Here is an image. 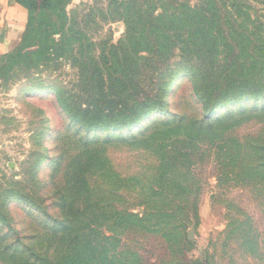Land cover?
<instances>
[{
    "label": "trees",
    "instance_id": "16d2710c",
    "mask_svg": "<svg viewBox=\"0 0 264 264\" xmlns=\"http://www.w3.org/2000/svg\"><path fill=\"white\" fill-rule=\"evenodd\" d=\"M18 1L28 9V24L21 42L0 55V74L44 82L34 76L43 72L46 65L73 58V62H79L80 91L58 93L50 84L42 89L44 97L54 95L68 121L67 134L55 126L49 129L52 137L59 135L54 145L57 156L45 166L42 161L47 156L40 150L32 157V177L36 179L42 167L50 171L53 189L47 198L53 205L29 198L18 202V207L22 204L26 209L27 217L25 227L17 230L3 228L10 222L4 202V212L0 211V264H142L135 252L130 259L120 247L124 234L142 228L152 213L147 209L140 216L128 209L111 210L94 188L98 178L113 175L109 147L130 143L154 155L152 163H145L144 168L154 197L169 191L167 184H174L180 189H174L178 194L172 192L175 196L192 198L193 190L200 188L193 185L192 170L211 151L217 160H222L224 168L236 170L234 177L239 170L244 171L248 150L261 153L264 145L244 147L235 143L227 137L224 127L226 120L246 109V101L264 97V37L259 32V18L251 13L256 5L264 6V0H207L208 9L203 6L199 10L189 8L159 15V19L172 21L170 25L127 24L122 38L117 43L110 40L101 45L95 57L90 52L93 49L95 54L97 48L88 34L97 30L72 23L79 15V10L71 14L67 11L73 0ZM216 5L237 13L236 20L242 19L239 26L244 31L236 32V37L243 33L239 42L223 43V36L213 32L218 15L210 8L215 9ZM37 9L39 17L34 14ZM123 51L125 55L121 56L119 52ZM245 53L249 57L246 63ZM220 54L227 61L219 67L215 60ZM97 60L103 63L99 75L111 61L117 64L122 77L128 76L120 80L119 86L133 83L135 87L136 83L148 81L150 90L141 95L130 89L129 95L115 102L111 95L114 87L107 88L103 80L94 81L91 66ZM173 81L176 85L169 94ZM235 101H239L238 106L224 110ZM145 115L159 116L157 119L166 123L165 131L152 141L138 139V134L149 128L148 119L125 129L135 118ZM106 131L108 135H104ZM41 136L38 143L43 144L44 130ZM124 152L119 148V155ZM67 167V179L59 183V175ZM244 168L248 172L246 163ZM0 193L3 197L5 190L0 188ZM30 222L40 231L29 236Z\"/></svg>",
    "mask_w": 264,
    "mask_h": 264
},
{
    "label": "rangeland",
    "instance_id": "374dc122",
    "mask_svg": "<svg viewBox=\"0 0 264 264\" xmlns=\"http://www.w3.org/2000/svg\"><path fill=\"white\" fill-rule=\"evenodd\" d=\"M206 1L77 0L72 1L67 11L71 14L73 10H79V15L72 19V23L97 30L95 34H88L97 48L95 54L93 49L90 52L94 56L101 51L104 43L110 40L117 43L127 24L144 27L163 22L170 25L172 21L159 19V15L184 12L189 8L199 10L203 6L208 9L210 4ZM210 9L215 10L218 15L213 32L223 36V43L239 42L243 33L236 37V32H243L244 29L239 26L242 19L238 17L236 20L237 13L231 12L234 15L232 17L224 6L216 5L215 9ZM38 13L39 9L34 11L36 17H39ZM251 13L259 18V32L264 37V6L256 5ZM226 53L227 50L224 51ZM119 54L122 56L125 52ZM244 58L246 63L249 59L246 53ZM215 61L220 67L227 60L220 54ZM241 61L244 62V59ZM110 63L102 75H99V71L103 69V63L97 60L93 64L91 62V67L95 83L103 80L102 84L107 88L114 87L111 95L115 102L129 95L130 89L132 93H148L151 87L148 81L136 83L135 87L133 83L119 86V82L128 76L122 77L117 64ZM78 64L73 62V58H63L57 63L46 65L43 72L34 76L35 79H45L44 82L33 78L28 80L20 75L0 74V188L5 190L3 197L0 193V211L4 209L6 201L10 221L3 226L5 229L16 227L19 230L25 227L23 223L27 217L26 209L22 204L18 207V202L29 198L43 205H53L50 204V198H47L53 189L49 183L50 171L42 167L37 172L36 179L32 177V157L39 150L40 154L46 155L47 159L42 161V166L55 158L57 154L54 145L59 135L52 137L49 129L55 126L60 131L64 129L67 134L68 121L62 115L59 104L54 101V95L44 97L42 89L50 84L58 93L65 90L79 93ZM257 67L260 66L257 64ZM175 85L176 82L173 81L168 88L169 94L173 92ZM35 91L36 94H33ZM156 91L155 88L153 93ZM238 105L239 101H235L232 106H225L224 110ZM245 105L247 107L244 111L237 112L234 117L225 121L227 137L244 147L264 145V97L260 101L248 100ZM158 117L138 116L125 129L142 124L143 120L148 119L149 128L144 134H138V139L149 138L152 141L166 129V123L162 122L163 119H157ZM43 130V144H40L38 141L41 142ZM106 134L109 132H104ZM119 148L125 151L123 155H119ZM109 151L112 152L109 159L113 175L98 178L94 188L104 197L111 210L128 209L140 216L147 209L152 213L150 220L142 228L124 234V242L120 247L124 250L123 255L132 259V252H135L142 264H264V151L256 153V150H248L244 161L248 172L243 162L244 171L239 170L236 177L232 175L236 170L224 168L222 160H217L211 151V155L204 157L192 170L195 177L192 179L193 185L200 187L193 190L192 198L175 196L178 194L174 189H180L174 184H167L169 191L165 190L162 195L154 197L148 187L147 178L150 176L144 172L147 166L145 163L150 165L154 155L144 147L142 149L130 143L119 146L118 143L109 147ZM68 164L71 165V161ZM69 169L67 167L65 173L59 175V183H65ZM15 195H19V198ZM183 207L187 208L184 210ZM30 223L27 232L29 236L40 231L35 223Z\"/></svg>",
    "mask_w": 264,
    "mask_h": 264
},
{
    "label": "crops",
    "instance_id": "0c3cea01",
    "mask_svg": "<svg viewBox=\"0 0 264 264\" xmlns=\"http://www.w3.org/2000/svg\"><path fill=\"white\" fill-rule=\"evenodd\" d=\"M28 19V9L18 0H0V55L21 42Z\"/></svg>",
    "mask_w": 264,
    "mask_h": 264
}]
</instances>
